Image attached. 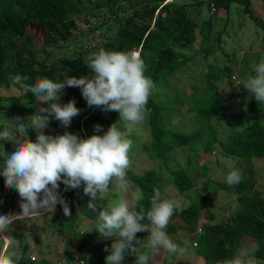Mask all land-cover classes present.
Returning <instances> with one entry per match:
<instances>
[{"label": "trees", "instance_id": "1", "mask_svg": "<svg viewBox=\"0 0 264 264\" xmlns=\"http://www.w3.org/2000/svg\"><path fill=\"white\" fill-rule=\"evenodd\" d=\"M166 1L136 0L128 11L114 16L115 31L111 35H107L104 41L90 46L83 45L84 47L81 49L73 48V53L69 56L39 60L38 54L44 49L56 48L58 44L68 41L76 29V20L87 15L80 8V0H0V88L4 86L19 91L18 96L4 99L12 101L13 108L20 103H33L37 100L31 93L22 94L19 86L12 83L10 77L16 74L27 76L26 83L29 84L34 83L38 78L45 77L54 82L61 81L67 76L87 75L91 77L93 75L92 70L84 64V58L101 48L111 51H138L146 65L145 75L151 78L153 82L161 80L166 82L178 77L189 68L191 61L197 55L190 56L187 53L188 50L197 43L200 33L202 37L200 45L203 46L206 43L214 31V21L209 18L198 28L195 20L200 16V12L191 14L186 5H175L174 1L170 3ZM205 1L208 2V6L212 2L215 7L223 6L226 10L232 2L246 5L244 10L249 14V19L256 26L263 25L257 20V17L251 14L250 0H202L201 2H193L200 5ZM115 2L118 0H107V5ZM96 7L101 8L99 5ZM109 7L111 8V5ZM31 29L41 36L40 45L33 36L28 34ZM220 37L219 34V37L217 36L215 39L217 46L221 43ZM222 55L225 57L227 53L222 52ZM254 63H259V60L257 59ZM251 72L250 69L248 74ZM233 74V69L227 65H224L218 74L209 72L208 75L204 76L207 86L203 95L196 99L197 96L191 94L185 99V103L194 113L196 121L206 120L204 122L208 123L206 125L200 122V125H203L206 130L213 129L210 120L214 117L217 118L222 107L228 102L223 90L218 85L225 82V77H232L233 86L234 84L240 85V81ZM66 89L76 90L79 88L67 87ZM234 91L238 93L240 102H248L247 100L249 102L244 119L240 122L230 123V119L225 118V116L222 117L233 129L225 136L220 147L225 154L231 157L248 161L253 158L262 159L264 158V104L257 102L247 90L242 89V86L237 87V90ZM197 100L199 101L197 102ZM60 103L63 104L61 101ZM171 106L175 114L178 115L179 111L172 103ZM93 108L98 111L96 119L106 113L99 108ZM147 108L149 109L147 123L151 146L163 164H168L167 156L172 157L175 150L188 146L191 137L198 135V133L188 135L179 132L176 124H173L175 118H163L164 108L160 105V101L157 103L154 99L149 98ZM88 118L86 117L79 124L71 122L70 132L79 133L83 138L91 136L87 132L86 123L93 120L94 117ZM237 126L238 128L243 127L236 130ZM3 129V125L0 124V131ZM84 132L87 134H83ZM0 144H4V141L0 140ZM206 144H204L205 148L207 147ZM2 165L3 159L0 157V167ZM127 176L133 185L143 193L144 198L136 204L137 210L143 207L147 212L150 209V198L154 194L153 190L155 188L161 190V176L155 169H146L140 173L128 170ZM254 181L243 179L235 187H229L225 181L216 184L217 189L223 190L235 198L238 210L235 213L223 215L216 224L202 228L200 234L203 235V239L200 243H196V247L198 249L197 254L205 264H222V261L235 254L244 238H247L250 243L261 242L255 251V256L264 260V196L254 193ZM173 183L174 189L181 195L197 189L194 174H189L183 169L173 171ZM63 187L65 188L61 183L60 188ZM200 188V192L203 194L205 185H201ZM64 192L72 193L77 207L82 206L83 215L97 219L99 211L105 210L106 204L100 203L101 199L99 198L93 201L96 205V211L87 207L90 197L84 195L82 186L80 189L64 190ZM201 194L192 199L189 204L180 203V207L175 211L166 229L168 235L178 233L183 227L192 233L196 232L195 227L189 228V226L199 220L202 209L214 207L213 200ZM184 195V198L187 199L186 194ZM106 196L109 199L118 197L114 193ZM18 197V193L14 189L6 188L4 179L0 178V201L3 202L0 204H10ZM4 199L7 201H3ZM73 220L74 217H66L62 220V224L67 223V227L74 228L76 222ZM62 224H58L61 230H63ZM93 234L96 233H92V236H96ZM13 235L19 241L20 249L23 252V259L20 264H45L46 260L44 259H40L38 262L31 260L32 256L27 253L26 234H23V239L19 231L14 232ZM66 235L68 236L66 240L70 242L69 246L74 248L73 253L68 254L67 250L61 246V255L57 259V264H105V257L108 252H105L104 249L106 246L110 248L111 238L100 237L95 241L88 235H84L82 231L74 238H70L68 233ZM137 236L144 239L143 236L138 234ZM2 248L3 243L0 242V250ZM80 251L83 254H77ZM126 257L129 258L131 255L126 254ZM162 258V251L151 254L148 264H159L162 262ZM177 264L190 263L178 262Z\"/></svg>", "mask_w": 264, "mask_h": 264}, {"label": "rangeland", "instance_id": "2", "mask_svg": "<svg viewBox=\"0 0 264 264\" xmlns=\"http://www.w3.org/2000/svg\"><path fill=\"white\" fill-rule=\"evenodd\" d=\"M135 2L136 0H118V2L108 4L109 6L111 5L110 8L107 5V0H80V8L87 15L76 20V29L73 31L71 38L64 43L58 44L56 48L42 49L43 51L38 54V59L50 60L52 58L69 56L73 53V48L81 49L84 46H90L104 41L107 35H111L115 31L114 16L128 11L130 6ZM174 2L175 5H186L191 14L201 13L195 20L198 28H200L199 26L204 21L209 18L213 19L214 31L210 34V38L206 40L203 46L200 45L202 40L201 33L198 35L197 43L192 48H188L189 52L187 53L190 56L197 54L195 59L191 61L189 68L171 80L154 82L155 88L150 98L154 99L157 103L160 101V105L164 108V112L162 113L163 118H175L174 121L177 122L176 128L179 132L188 135L198 133V135L191 137L188 146L175 150L172 157L167 156L169 162L168 164H163L161 158L156 156L155 150L151 146L152 142L146 119L145 123L138 126L137 130L130 137L134 143L130 153L132 165L129 170L140 173L146 169H155L161 176L160 187L162 193L168 198L178 199L180 203L189 204L192 199L199 197L201 194V189L199 188L201 185H205L204 192L201 195L212 199L214 207L212 209H202L199 220L189 226V228L195 227L197 229L200 227L204 229L205 226L207 228L216 224L222 215L235 213L238 210V205L235 199L231 197L232 195L216 188V184L225 181L226 175L232 169H240L243 173V179L255 180L253 186L254 193L264 196V158H253L248 161L231 157L225 154L220 147L225 136L233 129L223 119L224 116L230 119V123L240 122L244 119L245 110L249 102V100H247L248 102H240L238 93L234 90L242 86V82L246 79L251 65L257 59L259 62L264 59V0H250V12L253 16L257 17V20L263 24L262 26H256L249 19V14L244 10L246 5L237 2L230 4L227 9L228 12L223 6L215 7V11L211 12L207 1L200 5H197L192 0H174ZM98 5L101 8L96 7ZM218 33L221 35V43L217 46L215 39L217 36L219 37ZM28 34L33 36L39 45L41 44V36L39 34H36L32 29L28 31ZM208 46L210 47L208 48ZM222 52L227 53V56L224 57ZM224 65L233 69V75L240 81V85L233 83V86L232 77H225V82L218 85L223 90L228 102L222 107L218 117L210 120L213 129L206 130L203 125H200V122L204 123L206 120L201 119L200 122L196 121V117L185 103V99L191 94H195L197 96L195 98L199 99L207 86L204 81V76L208 75L209 72L220 73ZM242 89H244L243 86ZM18 95L19 91L14 88H6L4 86L0 88V124L3 125V131L6 127L9 130H14V122L11 121L14 117L19 115L27 119L28 116L37 113L40 106L47 107V104L36 100L33 103H20L13 108L11 105L12 101H6L4 99ZM70 100H75V106L81 109L80 114L73 118V123H81L86 117H89L88 119L92 116L94 117L93 120H89L86 123V129L90 135H103L116 122L117 126L123 130V122L118 121V112L108 111L105 115L96 119V116L98 117V111L93 107L87 106L80 89L69 90L65 88L60 93V101L63 104L68 103ZM171 103L179 111L178 115L173 111ZM96 124L102 126V131H94V125ZM204 124L206 125L208 123ZM243 126L239 128L237 126L235 129L239 130ZM64 131L70 132V128L65 129L60 125L59 121L50 118L49 127L45 129L46 134L55 136L57 134H63ZM15 135L17 136V143H22L24 138L19 137L18 133H15ZM28 137L32 142H35L36 133L29 129ZM204 144L207 145V150ZM15 146V143L12 141H4V144H0V150L7 149L6 151L11 152ZM213 151L214 154H212ZM177 169H183L189 174H194L197 189L184 193L187 199L184 198V194L181 195L173 187V171ZM0 178L4 179L2 175H0ZM110 186L107 194L114 193L118 197L109 199L106 196L107 194L103 197H98L101 199L100 203L106 204L105 209L121 197L128 200L130 204L134 202L131 192L127 194L120 193L114 180ZM113 186L114 189L112 188ZM63 188H59V193ZM71 194L67 192L64 198L71 209L70 217H74L73 221L76 222L77 226L75 225L74 228L67 227V223L62 224V220L66 216L60 205H57L56 212L52 216L45 214L44 216H37L23 222L16 221L14 223L15 232L19 231L22 239L26 234L28 243L27 253L29 256H34L37 262L40 259H44L46 260L45 264H57V259L61 255V246L67 250L68 254H72L74 248L70 247L69 240H66V237H68L66 235L67 233L70 235V238H74L75 235H78L82 231L84 235H88V237H91L95 241L100 239L99 234L93 229L97 219L83 215L81 211L82 206L77 207ZM19 199V197L16 198L10 204H0V212L19 213L21 211L19 208ZM3 201H7V199ZM206 221H209V223H205ZM53 223L56 224L52 225ZM59 223L62 224L61 227L63 230L58 226ZM89 230L92 231L86 232ZM63 232L66 233L65 236ZM92 233H96L93 234L96 236H92ZM137 234L144 238L149 235L148 232ZM169 236L182 246H186L188 252L183 257H179L161 250L163 252V258L159 264H177L180 261L193 262L192 264L204 263L203 259L201 263L196 261L201 257L197 254V247L193 246L194 242L200 243L203 239L202 234L192 233L183 227L177 235ZM260 245L261 242L250 243L247 238H244L237 250L240 248H254L256 250ZM143 251H146V249L141 248V252ZM77 254L81 255L83 252L80 251ZM109 254L108 252L107 255ZM122 264H135V257L131 255V257L127 258L125 256ZM260 264H264V260H260Z\"/></svg>", "mask_w": 264, "mask_h": 264}, {"label": "clouds", "instance_id": "3", "mask_svg": "<svg viewBox=\"0 0 264 264\" xmlns=\"http://www.w3.org/2000/svg\"><path fill=\"white\" fill-rule=\"evenodd\" d=\"M84 64L92 70L91 77L67 76L58 82L45 77L32 84L26 83L27 76L16 74L10 77L22 94H33L47 107L40 106L38 112L27 119L19 115L14 117L11 119L14 130L6 127L0 131V140L12 141L16 145L11 152L0 150L3 159L0 175L5 187L18 193L21 210L19 213L0 212V242L3 243L0 264H20L23 259L19 241L13 235L16 221L23 222L45 214L52 216L57 205L62 207L66 217L71 216L68 202L59 193L61 183L65 191L83 186L84 195L90 197L87 207L93 211H96L93 201L108 193L113 180L120 193L131 192L135 203L130 204L121 197L98 213L93 229L100 237L112 239L110 248L106 246L104 249L110 253L105 257V264H122L126 254L135 257V264H148L151 254L161 250L179 257L188 252L186 246L174 241L166 231L180 201L164 196L159 188H155L150 209L147 212L143 207L137 210L136 204L144 198L143 193L139 188L133 190V182L127 176L132 165L130 153L134 143L130 137L148 118L147 104L155 88L153 80L145 75L146 65L141 54L134 50L101 48L85 57ZM251 70L242 86L257 102L264 104V59L253 63ZM67 87L79 88L88 107L118 112L123 130L116 122L103 135L94 134L87 138L69 131L55 136L46 134L50 118L67 129L81 112L75 106V100L60 103V93ZM29 129L36 133L35 142L28 137ZM94 131H102V126L94 125ZM15 133L24 138L22 143H17ZM242 180L243 173L238 168L232 169L225 177L229 187L239 185ZM196 231L195 234H200L202 228ZM141 232L149 235L140 239L137 233ZM193 246H197L195 242ZM141 248L146 251L141 252ZM255 251L254 248H240L222 264H260Z\"/></svg>", "mask_w": 264, "mask_h": 264}, {"label": "crops", "instance_id": "4", "mask_svg": "<svg viewBox=\"0 0 264 264\" xmlns=\"http://www.w3.org/2000/svg\"><path fill=\"white\" fill-rule=\"evenodd\" d=\"M114 189V188H113ZM133 190H134V188H133ZM64 191V189L60 192V195L61 196H63L64 197V195L66 194V192H63ZM204 221V220H203ZM205 223H209V221L207 222H205ZM198 229H199V227H198ZM180 232V231H179ZM178 232V233H179ZM197 232V231H196ZM196 232H194V233H196ZM178 233H176V234H174V235H177ZM2 250H3V248H2ZM165 255V254H164ZM197 262H200L201 263V261H202V258H198L197 260H196ZM180 262H186V261H180ZM178 263V262H177ZM189 263V262H188ZM193 262H190V264H192ZM204 264V263H203Z\"/></svg>", "mask_w": 264, "mask_h": 264}, {"label": "built area", "instance_id": "5", "mask_svg": "<svg viewBox=\"0 0 264 264\" xmlns=\"http://www.w3.org/2000/svg\"><path fill=\"white\" fill-rule=\"evenodd\" d=\"M171 2L172 0H167L166 2ZM194 2H201L202 0H193ZM210 6V11L211 12H214L215 11V6L214 4L211 2V4L209 5ZM195 245V244H194ZM34 256H32L31 260H35V258H33Z\"/></svg>", "mask_w": 264, "mask_h": 264}]
</instances>
